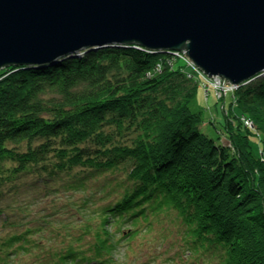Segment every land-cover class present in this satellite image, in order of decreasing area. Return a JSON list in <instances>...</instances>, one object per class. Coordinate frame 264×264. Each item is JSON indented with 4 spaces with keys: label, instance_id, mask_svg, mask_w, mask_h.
<instances>
[{
    "label": "trees",
    "instance_id": "trees-1",
    "mask_svg": "<svg viewBox=\"0 0 264 264\" xmlns=\"http://www.w3.org/2000/svg\"><path fill=\"white\" fill-rule=\"evenodd\" d=\"M187 66L132 44L0 71V264L55 226L70 242L53 264H115L170 211L187 257L264 264V72L232 92L222 142L191 108L202 87Z\"/></svg>",
    "mask_w": 264,
    "mask_h": 264
},
{
    "label": "water",
    "instance_id": "water-1",
    "mask_svg": "<svg viewBox=\"0 0 264 264\" xmlns=\"http://www.w3.org/2000/svg\"><path fill=\"white\" fill-rule=\"evenodd\" d=\"M132 44L239 87L264 72V0H0V71Z\"/></svg>",
    "mask_w": 264,
    "mask_h": 264
},
{
    "label": "rangeland",
    "instance_id": "rangeland-1",
    "mask_svg": "<svg viewBox=\"0 0 264 264\" xmlns=\"http://www.w3.org/2000/svg\"><path fill=\"white\" fill-rule=\"evenodd\" d=\"M191 108L195 112H202L204 120L201 129L204 133L215 139L220 138L222 142H227L223 129L225 111L233 113L235 110L238 112V108L233 104V93H229L223 100H218L213 93L211 94V91L205 92L200 88ZM253 146L254 151L259 153L260 147L255 140H253ZM48 204L46 201L34 204V209L38 214L37 219L44 215L43 209ZM156 216L152 220L154 225L151 229L135 234L130 245H128V241L124 242L123 247L117 252L119 257L115 264H196V262L202 264V260H194L193 257L185 255L188 250L182 244L183 240L180 235L182 229L174 221V216H177L175 212L170 211L166 214L160 212ZM71 220L78 221L80 219L77 216H72ZM59 230V226L45 230L34 239L40 241L42 247L34 250L32 254H20L11 264H45L47 262L53 264L54 261L49 258L48 252L55 249L60 250L64 243L70 242L67 238L64 240L58 235Z\"/></svg>",
    "mask_w": 264,
    "mask_h": 264
},
{
    "label": "built area",
    "instance_id": "built-area-1",
    "mask_svg": "<svg viewBox=\"0 0 264 264\" xmlns=\"http://www.w3.org/2000/svg\"><path fill=\"white\" fill-rule=\"evenodd\" d=\"M176 55L179 58H182L187 63L188 67L192 69L190 72L186 71V75H188L189 78L198 81L205 92L212 91L218 98H222L227 96L229 93L234 92L238 88L235 85L226 84L220 77L215 79V77L208 76L197 66L188 61L184 53L176 52ZM243 121L247 127L253 128V123L251 120L244 118Z\"/></svg>",
    "mask_w": 264,
    "mask_h": 264
},
{
    "label": "crops",
    "instance_id": "crops-1",
    "mask_svg": "<svg viewBox=\"0 0 264 264\" xmlns=\"http://www.w3.org/2000/svg\"><path fill=\"white\" fill-rule=\"evenodd\" d=\"M203 95H204V93H203Z\"/></svg>",
    "mask_w": 264,
    "mask_h": 264
}]
</instances>
